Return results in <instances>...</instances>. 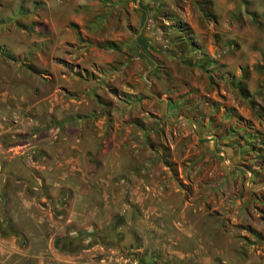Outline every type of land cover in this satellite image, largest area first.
Returning a JSON list of instances; mask_svg holds the SVG:
<instances>
[{"label": "rangeland", "instance_id": "1", "mask_svg": "<svg viewBox=\"0 0 264 264\" xmlns=\"http://www.w3.org/2000/svg\"><path fill=\"white\" fill-rule=\"evenodd\" d=\"M0 28L10 51L45 40L41 53L78 73L75 86L101 89L108 114L127 124V145L202 212L219 244L238 248L234 264H264V0H0ZM84 55L104 63L78 72ZM34 179L41 229L23 222L33 229L24 237L11 218L0 222L13 250L0 264H146L122 217L69 222L70 193L53 197Z\"/></svg>", "mask_w": 264, "mask_h": 264}, {"label": "crops", "instance_id": "2", "mask_svg": "<svg viewBox=\"0 0 264 264\" xmlns=\"http://www.w3.org/2000/svg\"><path fill=\"white\" fill-rule=\"evenodd\" d=\"M62 31L53 28L55 46L66 41ZM33 41L24 39L18 52L0 44L12 58L0 54V222L11 218L24 237L33 229L23 222L41 229L45 216L29 188L38 178L53 197L70 193L69 222L104 227L122 217L127 242L139 233L136 251L146 264L236 263L238 248L219 244L221 234L209 221L204 225L210 229L202 228V212L175 193L159 167L143 162L136 143L127 145V124L108 114L101 89L75 86L78 73H64L54 51L41 53L45 40L24 54ZM86 58L80 57L78 72L104 63ZM7 238L0 235V263L13 251L3 244Z\"/></svg>", "mask_w": 264, "mask_h": 264}, {"label": "trees", "instance_id": "3", "mask_svg": "<svg viewBox=\"0 0 264 264\" xmlns=\"http://www.w3.org/2000/svg\"><path fill=\"white\" fill-rule=\"evenodd\" d=\"M0 54H2L3 56L12 59L11 56L6 52V50L4 48H0Z\"/></svg>", "mask_w": 264, "mask_h": 264}]
</instances>
